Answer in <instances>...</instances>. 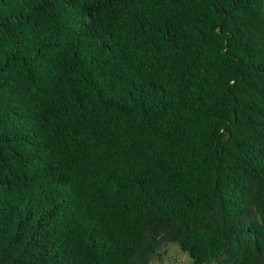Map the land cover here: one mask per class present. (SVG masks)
<instances>
[{"label": "trees", "instance_id": "obj_1", "mask_svg": "<svg viewBox=\"0 0 264 264\" xmlns=\"http://www.w3.org/2000/svg\"><path fill=\"white\" fill-rule=\"evenodd\" d=\"M264 264V0H0V264Z\"/></svg>", "mask_w": 264, "mask_h": 264}, {"label": "rangeland", "instance_id": "obj_2", "mask_svg": "<svg viewBox=\"0 0 264 264\" xmlns=\"http://www.w3.org/2000/svg\"><path fill=\"white\" fill-rule=\"evenodd\" d=\"M189 256L176 242H169L161 256L153 258L149 264H186Z\"/></svg>", "mask_w": 264, "mask_h": 264}]
</instances>
